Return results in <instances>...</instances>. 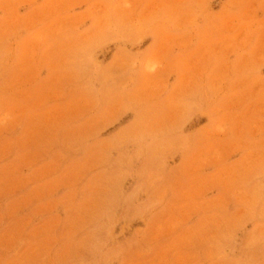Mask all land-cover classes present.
<instances>
[{"label":"rangeland","instance_id":"1","mask_svg":"<svg viewBox=\"0 0 264 264\" xmlns=\"http://www.w3.org/2000/svg\"><path fill=\"white\" fill-rule=\"evenodd\" d=\"M0 264H264V0H0Z\"/></svg>","mask_w":264,"mask_h":264}]
</instances>
